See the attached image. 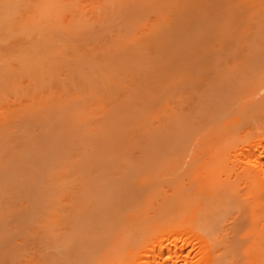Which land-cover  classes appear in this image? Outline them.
<instances>
[{"label": "bare ground", "instance_id": "6f19581e", "mask_svg": "<svg viewBox=\"0 0 264 264\" xmlns=\"http://www.w3.org/2000/svg\"><path fill=\"white\" fill-rule=\"evenodd\" d=\"M85 1H87V6H88V4L91 1L94 3V1H96V0H94V1L93 0H91V1L90 0H84V2ZM106 1L109 2L106 4L107 5L110 4V6L113 5V3L116 4L118 2L117 0H115V1L111 0V1H113L111 4L110 0H105V2ZM122 1H120V3ZM159 1L160 2L162 1L161 6L159 4L160 3ZM159 1H157L159 6H156L155 9L153 7L154 11H156L157 7L159 8L157 10L158 12H156L158 15L155 14L157 16V20H155V22L153 24H150V25L144 24V23H150V22H147V20L143 21V19L142 20H140L141 18L139 19V16L143 15L145 13V12L143 13V9H141L143 7L141 5L143 0L142 1L139 0L138 2L135 1L136 3L134 2L135 7L138 6V8H140V9L138 10L137 8H135L138 11L133 10L134 12L132 11L133 12L132 14L133 15H135V14L139 15L138 13L140 11L142 12V14L140 12V15L135 16V18L132 15L131 17H133V19L129 17V20L130 19L132 20L131 25L133 26V24H134V26H135V27H132V26L131 27L134 28L135 31H132V33H130V29L131 30H133V29L129 27L130 29L127 28V29H129L128 35L124 34L122 31H120V33L122 35L118 34L119 32L116 33L117 36L120 35V37L119 36L118 37H119V39L121 38V42L123 41L122 38L125 39V38H127L126 36H128V38H129V34H130V37L132 35L131 40L134 39V41H135L137 39L135 43H133V41H132V44H134L135 49H133V50L131 49V50H127V51L125 50L126 52L132 51V53L131 52L129 53V56H131V54H132V57L134 56V58L130 59L129 57L126 56L128 53L126 55H125V53H123L126 56L125 58H127V60L130 59V62L127 61L128 62L127 64H126V62H124V64H123V62H122L123 60L120 59L121 63L119 61H117V62H119V64H121V66L118 64V66H120L118 68V66L116 64L117 68H115L116 66L113 67V65L115 63L113 65L107 64L108 61L105 62V59L99 60L100 63H98V58L99 57L105 58V56H103L104 53H96L95 50L97 48H95V50H93L91 48V46L93 47V44H91L92 43L91 40L93 39V41H95L94 38L98 39V38H100V36H98V37H96V35L92 36V37L90 36L92 39H88L89 40V41H87L88 43L86 42L87 38H85V39L81 38V40L77 41L79 37H82L81 33H80L82 31L81 29H83V28L87 29L88 28V30H89L90 27L93 28V31L90 29L92 31V33H90L91 35L95 31L94 27H92V26L95 24L94 22H97L98 20H100L98 18H101L99 16V12H100L99 9L102 7V6H100V4L103 5L101 12H100L102 14V16L105 15V14H103V12H105V10H107V9H103V8H107L104 0L102 3L96 1L98 4L99 3L100 4L95 5V8H94V6H92L93 3L92 4L90 3V6H92V7L87 8L88 9L87 11H85V7H87V6L84 5V7H83V4L79 3L78 5L82 4V6L81 5L80 6L82 9L84 8L83 9V11H85L84 13L87 12V14H88V17H87L88 20L85 18L86 21H88V23L86 22L87 24H86V26H84V24H81L82 22L75 21L73 19L74 21L73 20L72 21L75 24H72L71 27L69 26L68 22L65 24L64 19H62L64 16V11H65L64 8L69 9L68 6L65 7L67 3L64 2V4H65L64 5L63 0H0V172L1 173L4 171L6 172L7 170H5V169H7L8 167H9V170H10V168H13V169H11V171H14L15 165L13 166V162H15V163L17 162V165H18L20 159L21 160L23 159V162H24V158L22 157L23 154L25 155L28 149H29L28 151L31 152L33 146H34V149L36 150V152L34 151V149L32 150V151H34L35 154L33 152H31L32 154H34L33 158L36 157V161L39 163L38 167H40V166L42 167V163H45V162H42L40 165V162H41L40 160H42L41 156L43 155L42 161H46L45 160L46 156L44 157V155L48 156V154H47L48 151L43 152L44 154L41 152L43 148H45V150H47V146L44 143L48 142L49 140L51 141V139H54L56 136V132L58 133V131H61L62 129L65 130L64 127H66L67 131H70L71 130L70 125L71 124L77 125L78 121L80 122V120H82L81 117H82V115L84 116V114L86 116L88 113L89 114L88 117H90V116L94 117V118H91L90 121H93L92 119H95V124L93 123L94 121L92 122L94 124V126H92L93 125L92 124L91 127H88V125L90 126V123L89 124L86 123L87 124L86 128L87 127L92 128V129H90L91 132L89 131V129L87 130L86 128L85 129L87 131L83 130V128H84L83 127L82 128V133H83L82 137L79 138L78 136H76L78 139L77 138H76L77 140L74 139L75 140L74 143L72 141H67V143L72 142L73 145L71 144L70 148L65 147V150H66V148L67 149H71L72 147L73 148L71 151L70 150L67 151V155L65 153V155L63 156L65 159L61 156L63 162L61 160L58 161L59 159H57V163H56V160L53 158L55 161L53 159L52 160L55 163V165H52L50 168V162L48 161L49 166L46 167L45 169L49 168V171L51 169L52 175H49V174L47 175L48 171L46 173L45 172L46 170L44 169L45 170L44 174L46 173V175H44V174H42V175L40 174V175L42 177L44 175L45 178H41L39 176L40 178L38 180H36V178L34 180L32 177H35L37 174H35L33 172V170L36 171V169H37L39 171L41 167L39 169H38V167L34 168L35 166H37V162L35 161L36 162L35 163L34 162L35 159L32 158L33 159L32 162H34V165H32V163L30 161L32 159H29L30 162L29 161L28 162L31 163V165H29V163H28V165L26 166V168L27 167L28 168L26 170L24 169L25 173H23L25 175V180L23 179L24 185H25V182H28V180L30 181V183H32L33 181L34 182L37 181V183H39L40 185L37 183H34V182L31 185L29 182H28V184L26 183V185H28L27 187H26V185L25 186L22 185V186H24V188L26 187V189L22 188L20 191L21 194H23L24 192L26 193L27 190L29 191V188H30V192L29 193L27 192V194L24 193L23 197H22V195H20V196L22 199L25 198L22 201H25V202L27 201V203H28V199H30V198L27 199L26 198L27 196L31 197L33 199L34 196L38 195L39 199L37 197V200H36V198L34 197L35 198L34 201H36V204H34V205L31 204L34 206V207L32 206L33 208L31 207V205L26 206L28 209L26 208L27 210H25V211L23 210L24 212L22 215L16 214L18 209H19V208H16V203H15L16 197L11 195V193H10L11 191H9L10 189L8 188L10 186L12 187V185H13L11 183L14 181L13 179H11L12 178L11 175L13 174V172H12V174L10 173L11 175L8 173L9 170H8V172H6L7 174H9L6 177V180L8 182H3L4 181L3 178L5 176L2 178V180L0 179V238L2 237L1 233L4 234L8 228H9V230L10 229L12 230V233H14L13 231H16V232L19 231V236L18 235L15 236L17 238L19 237L18 239L16 238L15 240H13V236H9L10 234L8 235V233L10 232L9 230H8L9 231L8 233H5L3 235L4 239L1 238L4 240V242H6V243L8 242V249L6 250L5 253H3V252L1 253V250H0V264H264V125L257 127L256 122H255V127H252L249 130L246 128V131L243 132L245 130L244 129L242 131L243 134L242 133L238 134V131H237L238 129L235 128L237 130H235V131L233 130V131L237 132V135H235L236 133L232 134V132H231V134L229 136H230V139L232 138L233 140L228 139V140H230L228 142H232V143L227 144V141H224L226 139L224 136L225 134L223 135L224 138L222 137V139H224V140H219L220 139V138H218L219 136H216V135H219V132L221 133L225 128L222 131H220V129H218L217 127H219V126L222 127L221 125L224 124L223 122L225 120L229 122V124H228V126H229L231 124V122L234 120H232V118H230L232 121L227 120L230 117L228 115V113H227L228 116L226 115L227 119L225 118V120H221L219 118V116L222 114L220 113L218 116L219 120H221V121H219L220 124L218 123V121H216L218 123V126L215 127V125L212 122H215V117H216L215 114H217V112H219L218 111L219 109L217 110L216 113L213 112L214 109L211 112L210 105H215L213 103H215L214 101H217V100H214L211 104H210V102L207 101L209 103V104H207L209 107L206 105V106H204L205 108H202V109L203 110L205 109L206 113L209 112V115L211 113L212 116L208 115L209 118L204 120V119H201L202 116L199 115L198 119H197L198 122L196 121L197 124L195 125L196 122L194 123V121L196 119H194L190 113L194 112L193 114H195V112H197V115H198V113H201V115H202V112H199V110H201L200 108L198 111H191L189 109L190 111H188V112H187V109H185L186 110L185 111L186 113H185L183 109L181 112H180V110H178L180 108L179 106H180L181 102H179L180 104H178L179 105L178 108L177 107H175V108L169 107V99L174 102L175 97L177 96L176 94L178 93L179 90L177 91V93L175 92L176 94L173 93V95L171 97H169L171 95V94H169V96H168L169 98H165V100L159 99V94H161L160 92H162L164 89L163 83L161 81H158L155 86H151V83L155 79L154 76L152 77V73L155 72L154 69H156V72H157L158 66H162V63H163L162 67H164V68H165V65H168V67H166L165 69L162 67L161 68L159 67L161 69V72L160 73L158 72V74H160V76L163 75V77H165V79H167V81L169 80V82H174V83H169V84H170V86H172L174 84L173 86L175 89V87L177 85V79L180 78V77H176V76H178L177 74H179L181 76V74L178 73L180 71L177 69V68H179V66L178 65H177L178 67L174 66L178 62V60H177V62H174L176 60L174 59V61H172L173 59L171 60V58H175L177 55L176 54L177 53L176 47L178 45H176V44L178 42H176V41L179 40V38H180L179 36L184 35V37L182 36L183 39L188 37L187 34L190 32V30H189L190 25H188V24H190L191 23L190 20L193 19L191 17V14H190L186 17L187 20H183L185 17L182 16V14L185 12V16H186V11L183 10L185 5L182 6L183 5L182 0H172L171 2H169V6H168V3H166V0H159ZM163 1H165V2H163ZM203 1L199 0V2H198V0H197L198 3L196 2L195 4L192 3L193 0L191 2V4H193V6H192L193 9L194 10L196 9L195 12L198 13V14L195 13L196 16L199 15V11L201 10L200 8H202V5L204 6L205 2H208L210 0H207V1L205 0L204 3H203ZM241 1L242 0H240V2ZM248 1H251V0H248ZM80 2H82V0ZM124 2H125V0H124ZM129 2L130 1H128V5H129ZM139 2L141 3L140 5L142 7L139 6ZM149 2H146V3H149ZM151 2L154 4V3H156V0H151ZM180 2H182L181 5H180ZM185 2H187V1L185 0ZM200 2L202 5L199 4ZM245 2H247V0ZM262 2H264V1H262ZM262 2H261V4H262ZM157 3H156V5H158ZM163 3L167 4L166 9H164L165 6H163V5H165V4H163ZM151 4L149 6H151ZM197 4H198V6L200 5L199 8H197L198 6L195 8V5H197ZM236 4H237V2H236ZM240 4L242 5L243 2H241ZM249 4L253 5V1H251ZM249 4H246V5H249ZM116 5H118V4H116ZM222 5H223V3H222ZM226 5L228 6L229 3H227ZM80 6H78V8H80ZM96 6H97V8H99L98 9L99 12L97 11ZM115 6L114 5L111 6V12L115 11L113 9H117V7H115ZM145 6L146 5H144V7ZM149 6H148V8L152 9V7H149ZM152 6H154V5H152ZM237 6H240V5L238 4ZM237 6H235V8ZM261 6H263L261 8H264V5H261ZM162 7H164V8H162ZM170 7H171V9H173L172 7H174V10H171L172 12L174 11L173 12L174 14L173 13L169 14L170 11L168 9H170ZM177 7H179V8H177ZM213 7H214V5H213ZM245 7H247V6H244V8ZM81 8H80L81 11L78 9L80 12H82ZM160 8H162V9H160ZM229 8H231V7H229ZM256 8L257 7H255V10H256ZM109 9H108V11L110 12ZM179 9L181 12H182V10L184 12L179 13L178 12ZM224 9H225V7H224ZM226 9H228V8H226ZM246 9H247V11L243 10L245 12H241V13H244V14L247 13L248 14L249 9H252V8H251V6H248V8H246ZM164 10L165 11L167 10V11L165 12ZM220 10H221V8H220ZM225 10L223 12H226ZM233 10H234V8H233ZM262 10L264 11V9H262ZM121 11H123V10H121ZM252 11H254V8ZM130 12H131V10H130ZM136 12H138V13H136ZM177 13L179 14V16ZM68 14L72 15L70 13H68ZM147 14H148V12H147ZM172 14H173L172 18H174V19H172L173 22L171 20V17L169 16ZM217 14H219V13L217 12ZM244 14H243V17L246 15V14L245 15ZM79 15L80 14L78 13L77 16H79ZM126 15H125V17H127ZM174 15H176L177 17L176 16L174 17ZM201 15H199V17ZM222 15L224 16V14H222ZM262 15H264V14H262ZM219 16H221V15L219 14ZM238 16H236V19H238L237 18ZM248 16H246L247 17L246 21L249 18ZM105 17L107 18L106 15H105ZM112 17H113V15L111 13V18ZM228 17H230V16H228ZM241 17H240V20H241ZM67 18L70 19L69 17H67ZM73 18L77 19L76 16H74ZM115 18L116 17H113V20ZM219 18H218V20H219ZM103 19H104V17H103ZM117 19H118V17H117ZM188 19H189L190 23L188 22ZM206 19H208V18H206ZM149 20H150V18L148 19V21ZM182 20L187 22V23L185 24V22H183ZM249 20H248V22H249ZM61 21H62L63 25L65 24L63 27L60 26ZM175 21H177V22H175ZM205 21L209 22L208 20H205ZM212 21H214V19ZM262 21H263V19H262ZM102 22H106V21L105 20L101 21V25H102ZM125 22H124V25L122 24L124 28H126L125 25L128 24V23L125 24ZM109 23H111V21H109ZM176 23H178V25ZM192 24H193V22L191 23V25ZM243 24H245V23H243ZM98 25H99V23H98ZM118 25H121V24H118ZM176 26H177V28H176ZM178 26H179V28H178ZM118 27H117V29L119 30L120 27L119 28ZM127 27H128V25H127ZM137 27H138V29H137ZM139 27L141 29L144 28L145 32L142 33V31L140 29L141 33L139 32L140 35L137 36L133 32L138 31ZM121 28H122V26H121ZM206 28L208 30V27H206ZM211 28H214V27H211ZM117 29H115V30H117ZM127 29L123 30V31L125 32V31H127ZM202 29L203 28H201V30ZM77 30L79 31L78 35H77L78 36L77 40L73 43L71 42V44H73V48L76 47L74 50L72 48L71 44L69 43V41H68V43L72 49L70 48L68 43L65 44L66 43L65 38H69V37L71 38L72 37V40H73V38L77 34ZM90 30L88 32H91ZM96 30H98V29H96ZM256 30H257V28H256ZM75 31H76V34L74 35ZM214 31H215V29H214ZM229 31H230V28H229ZM57 32H58L59 36H57ZM59 32H62L61 36H60ZM205 32H206V29H205ZM63 33H64V36H63ZM136 34H137V32H136ZM203 34H204V32H203ZM230 34H232V33H230ZM103 35H105V34H103ZM250 35L251 34H249V36ZM108 36L110 37V35H108ZM133 36L135 38H133ZM212 36H213V34H212ZM85 37H87V36H85ZM228 37H229V35H228ZM83 38H84V36H83ZM196 38H197V36H196ZM219 38H221V37H219ZM248 38H250V37H248ZM75 39H76V37L74 38V40ZM110 39L112 42L113 41L112 37H110ZM110 39H108V44L106 46L107 49L109 48L108 46L110 44V42H109ZM117 39L118 38H116L115 41H118ZM198 39L199 38H197V40H196L197 42H198ZM213 39L214 38L212 37V40ZM72 40H70V41H72ZM82 40H85V41H82ZM263 40L264 39H262V44H264ZM216 41H217V39H216ZM235 41L237 42L236 38H235ZM255 41H256V39H255ZM83 42H86V43H83ZM121 42H119V43H121ZM209 42H210V40H209ZM208 43H207V45H208ZM205 44H206V42H205ZM102 45L105 46L104 43ZM190 45H191V43H190ZM213 45H215V44H213ZM213 45H211V46H213ZM244 45H246V44H244ZM85 46H87V47L85 48ZM95 46H96V43H95ZM103 46H101V47H103ZM217 46H218V44H217ZM82 47H84V48H82ZM88 47H89V49H88ZM111 47H112V45H111ZM169 47H171V48H169ZM106 48L104 47L103 51L107 50ZM180 48H181V44H180L179 48H177V49H179V51H180ZM246 48H248V47H246ZM254 48L256 49L257 47H254ZM254 48H253V50H255ZM76 49L77 50L79 49V50L77 51ZM85 49H86V51H85L86 53L89 52L87 55L90 58H86L87 56L85 57L83 55V54L86 55V53H84V51H82ZM100 49L101 48H99L98 50H100ZM172 49L175 52L172 51ZM233 49H235V48H233ZM261 49H264V48H261ZM73 50L76 52H74ZM80 50L82 52H80ZM90 50L92 52H90ZM98 50H97V52H98ZM151 50H155L157 52L158 58L155 59L154 57H151V52H152ZM223 50H224V48H223ZM249 50H248L249 53L253 51V50L251 51V49H249ZM70 51H71V53H70ZM182 51L183 50L181 49V51L178 52V54L181 53ZM93 52L95 53V55H97V57L98 56L99 57L97 58ZM172 52H174L176 55ZM197 52H198V50H197ZM74 53L76 55L78 54L77 57L79 56L78 57L79 59H77L76 55H73ZM107 53H108V50H107ZM188 53H190V52H188ZM194 53H195V50H194ZM227 53H229V51L226 52V55H227ZM222 54H224V53H222ZM80 55L81 56L83 55L85 57V60L87 59L88 61H85V60L82 61L83 59L81 61H79L80 57H81ZM179 55H177L176 59H180V58H178ZM186 55H189V54H186ZM226 55L224 54V56H226ZM241 55H244V54H241ZM83 56H82V58H84ZM93 56L97 58V60H95L93 58V60H95L94 64L98 63L95 66H94V64H92L93 61L91 62V58ZM154 56H156V55H154ZM195 56H197V55H195ZM235 56L236 55L234 54V57ZM251 56H252V54H251ZM74 57L78 60V62L77 61L76 62L69 61V60H71V58L73 60ZM122 57H124V56H122ZM180 57H181V55H180ZM249 57H248V60H249ZM260 57H262V55ZM68 58H70V59H68ZM75 58H74V60H76ZM106 58L108 59L107 56H106ZM183 58H186V57H183ZM228 58H230V57L228 56ZM232 58H233V56H232ZM245 59H246V57H245ZM103 61H104V63H102ZM124 61H126V60H124ZM183 61H184V59H183ZM244 61L245 60H243V62ZM250 61L251 60H249V62ZM85 62H88V64ZM138 62L142 63V65L140 64V66H139ZM209 62H211V60ZM210 64H208V65H210ZM212 64H216V63H212ZM223 64H224V62H223ZM170 65H173V66H170ZM180 65H182V64H180ZM245 65H247V64H245ZM248 65H249V63H248ZM258 65H259V63H258ZM221 66H222V64H221ZM112 67H113V69H111ZM174 67L175 68L177 67L176 68L177 70ZM171 68L173 70L175 69L176 71L175 70L173 71ZM162 69H164V70H162ZM234 69H231V70L233 71ZM137 70H138V73H136ZM249 70H250V68H249ZM263 70H264V68L261 69L262 72H260L258 70L261 74L259 73L260 75L257 77L259 80H257L258 83L256 85L259 86L258 88L260 90L264 89V71ZM162 71H166L165 73L168 74L169 78H167L168 76L166 77L165 73L162 74ZM181 71H182V69H181ZM197 71H200V70L197 69ZM205 71H204V73L207 74V72H205ZM208 71H209V69H208ZM237 71H239V69ZM237 71H235V72L237 73ZM168 72H170V73H168ZM172 72L173 73L175 72L176 74L175 73L173 74ZM223 72H225V70ZM192 73H195V72H192ZM227 73H230V71L229 72L227 71ZM233 73H234V71H233ZM137 74L140 75L138 80L143 82V83H141V85L138 83L140 85V87L137 86L138 85L137 84L136 86L138 88L136 87L137 89H135L134 88V82L136 81V79L138 77ZM252 74H254V69L252 71ZM255 74L257 75V73H255ZM153 75H155V74H153ZM194 76L192 75V77H194ZM229 76H231V74ZM68 77H71L72 81H71V79H68ZM155 77H156V75H155ZM247 77L249 78V76H247ZM141 78H143V80ZM197 78H198V80L200 79L199 77H197ZM227 78H229V77H227ZM236 78H237V75H236ZM147 79H149V83H148V81L146 82ZM67 80L70 81V82L68 81L69 84H67ZM164 81L166 82V80H164ZM188 81H189V79H188ZM190 81H191V78H190ZM195 81H197V80H195ZM195 81L193 80L194 85L192 84L193 85L192 88L196 86ZM243 81H244V79H243ZM240 82L242 83V80H240ZM204 83H207V80H206V82L204 81ZM204 83H201V84H204ZM246 83H247V81H246ZM209 84H210V82H209ZM179 85H181V83ZM239 85H241V84H239ZM206 86H207V84H206ZM206 86H204V87L206 88ZM257 86H255V87H257ZM158 87H160V88L158 89ZM165 89H166V87H165ZM253 90H254V88H253ZM135 91H140V93H143V96L140 94V96L142 98L140 96L137 97L139 95V93L136 94ZM248 92H250V91H248ZM188 93H189V90H188ZM148 95L149 96L153 95L154 97H152V98L157 99V100L154 99L155 101L152 104L153 106H151V108L147 107L146 104L144 103V100H143V97L148 96ZM197 95H198V93H197ZM149 96H148V98H149ZM202 96H203V94L201 95V97H199V100L201 102H203V100H201ZM222 97H224V96H222ZM239 97H241V96H239ZM137 98H141V99L139 100ZM134 99L138 100V102H135ZM237 100H238V98H237ZM186 102H187V100H186ZM172 103H171V106H174L177 102L174 103V105ZM196 103H197V101H196ZM198 103H200V102H198ZM232 103H234V102H232ZM136 105L139 108V109L137 108L138 111H140V112L136 111V114H134L135 113L134 106L136 107ZM203 105H204V103H203ZM229 105H230V103H229ZM219 107H221L220 108V111H221L223 109L222 108L223 106H219ZM219 107L216 106L215 109H217ZM111 108H114L115 111L117 110L116 112H120L121 109L122 110L128 109L129 111L127 110L126 115L128 114V112L130 113V115L134 112L133 113L134 116H132L133 115L132 114L131 115L132 117L130 116V119L131 118L133 119V117H135V115H136V117H138L139 114L141 115V113L142 114L146 113V115L150 119L147 118V116L145 118L148 119L149 122L152 118V120H154L153 124H155L154 122H155V118H156L157 125L156 126L154 125L155 129H152L153 128V124L151 125L152 120L150 123L147 122L148 120H146V122L148 123L147 125H150L152 127L150 129H148L149 126H147V129L149 131L147 130V131H145V133H143V135L144 134H147V136L149 135L146 140L144 139L145 142L147 141L146 146H148V144L150 143L148 140L150 138L154 137L153 136L154 134L152 135V133L155 130V131H157V132H155L157 138H158V136L159 137L162 136V137L166 138V135H167V137H169V140L171 141V143L173 145L175 144V142L177 143L174 146L171 144L170 147L171 148L174 147V148H176V150H181V148H179L177 145L179 144L178 143L180 141L179 139H181L182 136L188 140V138L186 136H189L190 133H192V136L195 137V136H197V134L199 132L203 133V130L204 129L206 130L207 126H209L212 123L213 127H211V129L209 128L208 131L206 130V132L208 134L203 133L207 136H205V135L203 136V134H202L200 136V138L206 137L205 140H203V138L201 139L204 143H206V139H210L208 136H210V134L212 133L210 136V137H212L211 140L218 138L219 147L217 148V145L215 144L216 150L214 149V151L213 150L210 151V154L208 152L209 150L208 151L205 150L206 152H208V157H205L206 154L204 155L202 153L201 145L199 148V146H197L198 145L197 143L195 144L196 145L195 148L198 147L197 150L199 149L200 153H196L195 155H193V153H192L193 156L188 155V152H187L189 150L188 149L189 147H187L188 145L182 146V148H184L186 150L183 149V152L184 151L185 152L183 154H181L182 153V151H181V153L179 155H178V151H177V153H176L177 156H175V154H174V152H176V151L175 150H174V152L172 151V149H174V148L170 149V151L173 153H172V155H171V153L170 154L168 153V154H169V156H171L172 158L174 157V158L171 161L172 158L168 156V159H169V162H167L168 165H170V167H171V163L173 161L175 162L177 160L176 162H181V165H183V163H186V165H188L187 166L188 168H186V169H188V170L186 171L187 175H183L185 173L181 172L182 176H181V174L179 175L178 173L176 174L175 172H170L169 175H171V173H172L174 175V177H171L168 179V181L170 183H168V181H166V179H165V182L163 181L165 183V185H164V183L162 185H160L159 184L160 180L155 181L154 179H152L153 175H155V176L158 175L157 174V173H159L158 168L160 169V167H158L157 169L154 170V171L157 170V173H156L157 175L152 172V177L150 179H148L149 177L145 175V172L149 169V166H146L148 168L146 170V168L144 167V165H146V164H143V163L140 165L139 169L137 168L138 172H139V170L140 171L146 170L145 172L141 171L140 172L141 175L137 174L136 172H135L136 175H134V173L130 174V172L132 170L130 172H128L130 175L129 174L126 175L127 174L126 173L127 168L129 167V165L131 166L132 163L129 162V165H128L127 164L128 161L127 162H125V160H124V162H123V160L121 161V159H120L121 157L116 158L115 160L111 158L113 161V162H111L110 159L107 160V155H105V154H104V156L106 157L105 161H107V162H103V161L100 162L99 160L104 159V157L99 158L98 156H96L95 152H98V151H95V149H93V148H96V145H93V148L91 147L92 145H90L92 143H95V141L94 142L91 141L90 144L88 143L89 142L88 136H90V135L92 136V134H93V137L95 134H97V135H95V137L99 136L98 133H100V135H102L103 132L105 133V135L107 134L108 136H109L108 133H111V135L114 137H115V135L116 136L118 135V133H117L118 131L115 132V130H116L115 128H118L117 125H118V122H120V119L117 116L118 120H119V121H117V124L115 123V125L117 127L114 124L112 126L111 122L114 123L112 121L114 117H110L111 115H109L112 112V111H110V110H112ZM115 108H117V109H115ZM192 108H193V105H192ZM197 108H198V105H195L193 110H197ZM175 109L178 111H176ZM245 109H246V107H245ZM245 109H244V111H245ZM124 110L120 113V115L126 111V110L125 111ZM203 110H201V111H203ZM115 111L113 112V114L116 113ZM214 111H216V110H214ZM230 112H232V111H230ZM153 113L156 116L157 115L161 116V114H162V116L161 117L159 116L160 118L157 116L158 117L157 118ZM188 114H190V115H188ZM117 115H118V113H117ZM123 115H125V114H123ZM151 115H152V117H150ZM197 115H194V116L197 117ZM113 116H115V115H113ZM127 116H129V115H127ZM136 117H135V119H136ZM143 117H144V115H143ZM143 117H142V119L144 120ZM204 117H206V116H204ZM231 117H232V115H231ZM192 118L194 119V121H192L193 120ZM86 119H87V116H86ZM124 119H125V117H124ZM72 120H74V122H72ZM84 120L85 119L83 117L82 121L87 122V120H85V121ZM114 120H115V118H114ZM212 120H214V121H212ZM82 121H81V123L83 124ZM129 121L131 122V120H129ZM133 121H134V119H133ZM226 121H225L224 125L227 124ZM13 122H16V123H13ZM11 123H13L14 125H10ZM67 123H69V125ZM234 123H235V121H234ZM241 123H242V121H241ZM61 124H63L62 126H64V127L60 126L59 127L60 129L62 127V129L60 130L58 128V126ZM66 124L69 126L68 128H70V130H68ZM110 124H111V126H110ZM78 125H79V123H78ZM120 125H121V123H120ZM245 125H247V124H245ZM74 126H73V128H74ZM133 126H134V128L136 127V125H134V123H133ZM157 126H158V129L156 128ZM191 126H193L192 129H191ZM231 126H234V124L232 123L230 125V127ZM242 126H244V125H242ZM105 127L107 130L104 129ZM225 127H227V125ZM230 127H227L226 132H230L229 130H232ZM41 128H43L42 129L43 131L41 130ZM57 128H58V130H57ZM139 128H140V126H139ZM139 128H138V130H136V128H135L134 131L132 130L129 133H127V136L129 135L128 139H127L128 140L127 141L128 146H129L128 142H131L132 139L134 138V136H136V135L138 136V134L136 132L139 131ZM213 128H215V129H213ZM228 128H230V129H228ZM232 128L234 129V127H232ZM77 129H80V128L78 127ZM45 130L49 133L47 134ZM80 130H79V133H77V135L81 134ZM127 130H129V129H127ZM218 130H219V132H218ZM36 131L42 132V133H38L39 135H41L40 136L41 138L38 137L39 138L38 142H40V143L37 142V144L34 143L37 141V140L35 141V138L38 135ZM159 131L161 133L163 132L164 134L163 133L160 134ZM239 131H240V129H239ZM181 132H183L184 135H183V133L181 134ZM63 133H65V131H62V136L64 135ZM58 134H61V133H58ZM194 134H195V136H194ZM65 135H66V133H65ZM67 135H68V133H67ZM179 135H180V138L178 139ZM214 135L216 137L213 138ZM232 135L234 137H231ZM59 136H60L59 138L61 139V135H59ZM91 136L89 138H91ZM108 136H106V138ZM73 137H75V136H73ZM184 138H182L181 141H183ZM63 140H65V139H63ZM110 140L111 139H109V141ZM177 140H178V142H177ZM192 140L194 141V138ZM211 140H209L210 146H211V144L213 145L215 142H217V141H215V142L211 143L212 142ZM116 141L117 140H115V142ZM161 141H163V139ZM170 141H168V143ZM220 141H222V142H220ZM51 142L50 143L48 142L49 144L48 143H46V144L49 145V147L51 145L55 146V144H52L54 141L52 143ZM115 142H113V143H115ZM159 142H158V144L162 146L160 148H163V145L160 144ZM186 142L188 144V141H185L184 143L186 144ZM54 143H57V142H54ZM120 143L122 144L123 141ZM31 144H32V146H31ZM69 144L68 145L65 144V145H63V147L69 146ZM116 144H114V145H116L118 147L120 146V144H118V143H116ZM123 144H126V143H123ZM166 144H167V140H166ZM38 145L40 147H38ZM104 145H105V143H104ZM182 145H183V143H182ZM60 146L62 147V145H60ZM100 146H99V148H100ZM128 146H127V149H128ZM165 146H167V145H164V147ZM176 146L179 149H177ZM49 147H48V149H50ZM145 147H143V149H145ZM40 148H41V150H39ZM165 148H164L163 152H165V150H168V148L167 149H165ZM193 148H194V146H193ZM56 149H58V148L56 147ZM100 149H102V148H100ZM121 149H123L122 146H121ZM127 149H125V150H127ZM61 150H62V148H61ZM65 150H64V152H65ZM149 150H151V149H149ZM103 151L104 150H102L101 151L102 153H100V154H103ZM64 152H60V153H64ZM127 152H128V150H127ZM28 154L31 155L30 153H28ZM73 154L75 156H73ZM15 155L18 158L12 160V158H15ZM35 155H37V156H35ZM167 155H166V158H167ZM50 156L52 157V155H50ZM147 156H150V155H147ZM186 156L189 157V161L188 160L186 161V158H185ZM204 157H205V160H207V161H204V159H203ZM30 158H31V156H30ZM38 158H40V159H38ZM74 158H77L76 162H75V160H73ZM122 158H126V157L123 155ZM145 159L148 160L147 157ZM151 159H153V158H151ZM179 159H180V161H178ZM201 159H203V160H201ZM47 160H49V159H47ZM149 160H148V162H149ZM203 161L206 163H204ZM202 162L204 163L205 167L208 166L207 169H204L205 167L203 168V166H201ZM46 163H47V161H46ZM117 163H118V167L121 170H120V172L118 171L119 172L118 175L112 176L111 175L112 172H108V170H111V168H109V167L111 166L113 168H116ZM206 164H208V165H206ZM176 165H177V167H178V165H179V167L181 166L180 163H176ZM43 166H46V165H43ZM23 168H25V167H23ZM129 168H131V167H129ZM30 169L33 173L31 171H29ZM161 169H162V167H161ZM41 170H43V169H41ZM149 170H151V169H149ZM28 171H29V173H28ZM159 171H161V170H159ZM181 171H182V169H181ZM41 172L43 173V171H41ZM1 173H0V175H1ZM4 173H3V175H4ZM26 173H28L30 175L33 174L35 176H32L29 178V177H26V175H28ZM50 174H51V171H50ZM112 174H114V173H112ZM148 175H150V174H148ZM9 176H11V177H9ZM48 176L49 177L51 176L52 178L51 177L49 178ZM111 176H112V179L110 178ZM177 176L178 177L180 176L181 178H177ZM0 177H2V176H0ZM40 179H42V181ZM43 180H44V182H43ZM49 182H50V184H49ZM2 183L4 186L1 185ZM8 183L9 184L11 183V185H8ZM6 184L8 185V187H7L8 189L5 187ZM155 184H157V185H155ZM35 185H37L38 188L40 187L39 188L40 190L37 188V192L40 191V193L39 192L34 193V194L32 193L35 190L33 189V191H32L31 188H32V186H35ZM52 185L56 186V189ZM159 185L162 186V188H159L160 187ZM148 186H149L150 190H146V188ZM3 188H4V190H3ZM14 189H15V187H14ZM22 190H26V191H22ZM49 190L52 192H50ZM6 191H8L9 194H8V192L6 193ZM5 194L12 196V197L9 198V196L6 195L8 198L6 196H5L6 197L5 198L4 197ZM50 194H51V196H50ZM32 203H33V201H32ZM22 209H24V208H22ZM20 214H21V212H20ZM16 234H18V232ZM5 235H6V237H5ZM11 235H13V234H11ZM4 242H3V244H5ZM0 243H1V241H0Z\"/></svg>", "mask_w": 264, "mask_h": 264}, {"label": "rangeland", "instance_id": "374dc122", "mask_svg": "<svg viewBox=\"0 0 264 264\" xmlns=\"http://www.w3.org/2000/svg\"><path fill=\"white\" fill-rule=\"evenodd\" d=\"M81 0H63V4H64V2L65 3H67L66 4V6L65 7H67L68 6V8L69 9H67V8H64L65 9V11H64V16H63V18L62 19H64V23L66 24L67 22H68V24H69V26L71 27V25L72 24H75L73 21L75 20V21H79V22H82L81 24H84V26H86V24L88 23V21H86V19L88 20V14H87V12L86 13H84L85 11H87L88 9L87 8H90V7H92V6H94V8H95V5H99L100 3H102L103 2V0H96L97 2H100L99 4L96 2V1H94V3L91 1L90 3L92 4V6H90V3L88 4V6H87V1H85L84 2V0H82V2H80ZM113 1H115V0H113ZM113 1H111L110 0V2H111V4H112V2ZM118 2L116 3V4H118V5H116L115 3H113V5L115 6V7H117V9H113V10H115L114 12L112 11L111 12V6H113V5H111L110 6V4H106V3H109V2H105V0H104V2H105V5L107 6V8H103V9H107V10H105V12H103V14H105L106 16H107V18L109 19H107L106 17H105V15L104 16H102V14L100 13L101 12V9H102V7H103V5H101L100 4V6H102L100 9L99 8H97V6H96V8H97V11H98V9H99V16L103 19V17H104V19L102 20L101 18H98V19H100V20H98L97 22H94L95 24L92 26V27H94V29H95V31L93 32V34L91 35L90 33H92V31H93V28H91L90 27V29L92 30H90L91 32H88L89 30H88V28L87 29H85V28H83V29H81L82 31L80 32L81 33V36L82 37H79L78 38V40H77V35H78V30H77V34H76V31L74 32V35H75V37H76V39L74 40V38H73V40H72V37L70 38H65L66 40H65V44H67L68 43V41H69V43L71 44V42L73 43V42H75L76 40L77 41H79V40H81V38L82 39H85V38H87V40H86V42L87 41H89L88 39H92L91 37L92 36H95L96 35V37H98V36H100V38H94L95 39V41H93V39L91 40V44H93V47L91 46V48L93 49V50H95V48H97L95 51H96V53H104V55L103 56H105V58L103 57V58H100L99 56V58L97 57V55H95V53H94V55L98 58V63H100V61L99 60H101V59H105V62H107V64H114L113 65V67H115L116 66V64H117V66H118V64H119V62L121 61V60H123L122 62H123V64H124V62H126V64L128 63V62H130V59L131 58H134V56L132 57V54H131V56H129V53L131 52L132 53V51H128V52H126L127 50H133V49H135V46H134V44H132V41H133V43H135L136 42V40L134 41V39L133 40H131L132 39V35H131V37H130V34H129V38H128V36H126V35H128V33H129V29L130 28H132V27H135L134 26V24H133V26L131 25L132 24V20L130 19L129 20V17L130 18H132L133 19V17L135 18V16H139L140 15V12L138 13V12H136V13H138L139 15H137V14H135V15H133L132 13L134 12L133 10H139L140 8H138V6L137 7H135V3L136 2H138L139 0H125V2H124V0L122 1V0H117ZM120 1H122L121 3H120ZM128 1H130L129 2V5H128ZM136 1V2H135ZM140 1H142V0H140ZM151 2V0H143V2H142V4L139 2V6L140 7H142L141 9H143V15H140L139 16V19L140 20H142L143 19V21H145V20H147V22H150V23H144V24H153L154 22H155V20H157V16L155 15V14H157L156 12H158L157 10L159 9L158 7H157V9H156V11H154V9L156 8V6H159V4H160V6H161V3H162V1L160 2L159 0H156V3H157V1H159L160 3L158 4V5H156V3H150ZM172 0H166V3H168V6H169V2H171ZM187 2H185V0L183 1L182 0V2H183V5L182 6H184L185 5V7H184V9L183 10H185L186 11V16H185V12L182 10V12H184L183 14H182V16H184L185 18L183 19V20H187V16L188 15H190L191 14V17L193 18V19H191L190 20V22L192 23L193 22V24L191 25V23L189 22V19H188V22L190 23V24H188V25H190V32L187 34V38H182V36L184 37V35H181V36H179L180 38H179V40H177L176 42H178L176 45H178L177 47H176V50H177V55H181V57H180V55L178 56V58H180V59H176L177 58V55L174 53L175 51L172 49V51H174V52H172V53H174L175 55H176V57L175 58H171V60L172 61H174V59L176 60V61H174V62H177V60H178V64L176 63L174 66H179V68H177L178 70H180L178 73H180L181 74V76L179 75V74H177L178 76H176V77H180V78H178L177 79V85H176V87H175V89H174V84L172 85V86H170V84L169 83H174V82H169V80L167 81V79H165V77H163V75L162 76H160V74H158V72L160 73L161 72V67L163 66V63H162V66H158V70H157V72H156V69H154V71L155 72H153L152 73V77L154 76V81L151 83V86H155L156 84H157V82L158 81H161L162 83H163V91L162 92H160L161 94H159V99L160 100H165V98H169V97H171L172 95H173V93H177V91H178V93L175 95L176 97H175V101L173 102V101H171L170 99H169V107H173V108H175V107H177L178 108V104H180L179 102H181V104H180V108L178 109V110H180V112L182 111V109L184 110V112L186 111L185 109H187V112L188 111H198L199 110V108L201 109V110H203L202 108H205L204 106H206L207 104H209L208 102H210V104L214 101V100H217V101H214L215 103H213V104H215L217 107H219V106H223L222 108V110L220 111V108L221 107H219V108H217V109H215V105H210V107H211V112H212V110L214 109V110H216V111H214L213 110V112H217V110L219 111V112H217V114H215V122H212L214 125H215V127L216 126H218V123H219V121H221V120H225V118L229 115L230 117H229V119H227V120H231L230 118H232V120H234L235 121V123H234V121H232L231 122V124L233 123L234 124V126H231L230 127V125L228 126V124H229V122L228 121H226V125H227V127H230L232 130H229L230 132H226V130H227V127H225L226 125H224L225 124V121L223 122L224 124V126L223 125H221L222 127H217L218 129H220V131H222L224 128V130L220 133L219 132V130H218V132H219V135H216V136H219L218 138H220L219 140H224V139H222V137L224 138V136H225V138L227 139H225L224 141H227V144H229V143H232V142H228V141H230L231 139H230V134H231V132H232V134H234V133H236L235 135H237V132H234L235 130H237L238 131V134L240 133H242L243 134V132H245L246 131V128L249 130L250 128H252V127H255V122H256V126L258 127V126H261V125H264V89H262V90H260L258 87L259 86H257L256 84L258 83V81L257 80H259L257 77L261 74L260 72H262L261 71V69L262 68H264V49H261V48H264V44H262V39H264V15H262V14H264V11L262 10V9H264V8H261V7H263V6H261V5H264L263 3L264 2H262V1H264V0H251V1H253V5H250L249 3L251 2V1H248L247 0V2H245L246 0H242L241 2H243V4L241 5L240 3V0H210V1H208V2H205V5L203 6L202 4H201V2L199 3V4H201L202 5V8H200L201 10L199 11V15H201L202 13V17L200 16L199 17V15L198 16H196V14L195 13H197V12H195L196 11V9L194 10L193 9V4H195L196 2H197V0H193V2H192V0H186ZM203 1V0H202ZM205 1V0H204ZM204 1H203V3H204ZM207 1V0H206ZM75 2V3H74ZM135 2V3H134ZM146 2H149L150 4H151V6H149L150 4L149 3H146ZM163 2H165V1H163ZM182 2H180V5L182 4ZM191 2L193 3V4H191ZM198 2H199V0H198ZM197 2V3H198ZM211 2V3H210ZM226 2V3H225ZM236 2H237V4H236ZM261 2H262V4H261ZM74 3V4H73ZM79 3H82L83 4V7H84V5H86L87 7H85V11H83V9L81 8V6H82V4H80V5H78ZM96 3V4H95ZM120 3V4H119ZM144 3V4H143ZM166 3H163V4H165V5H163V6H165V8L164 7H162V8H164V9H166ZM213 3V4H212ZM221 3V4H220ZM222 3H223V5H222ZM227 3H229V5L227 6L226 4ZM142 6H141V5ZM149 4V5H148ZM187 4V5H186ZM240 5V6H237V5ZM246 4H249V5H246ZM261 4V5H260ZM65 5V4H64ZM144 5H146L145 7H144ZM152 5H154V6H152ZM213 5H214V7H213ZM232 5V6H231ZM237 6L236 8H235V6ZM247 6V7H245L244 8V6ZM78 6H80V8L82 9V12H80L81 10H80V8H78ZM148 6L149 7H152V9H150V8H148ZM198 6V4L197 5H195V8ZM200 6V5H199ZM199 6L197 7V8H199ZM243 6V7H242ZM248 6H251V8L252 9H249V12H248V14L247 13H241V12H245V11H247V9L246 8H248ZM257 7L256 8V10H255V7ZM124 7V8H123ZM130 7V8H129ZM153 7H154V9H153ZM180 7V6H179ZM179 7H177V8H179ZM224 7H225V9L226 8H228V9H224ZM229 7H231V8H229ZM110 8V9H109ZM113 8V7H112ZM123 8V9H122ZM131 10V12H130V10ZM135 8H137V9H135ZM146 8V9H145ZM162 8H160V9H162ZM173 9H171V7H170V9H168L169 11V14H171V13H173L171 10H174V7H172ZM182 8V7H181ZM215 8V9H214ZM220 8H221V10H220ZM233 8H234V10H233ZM253 8H254V11H252L253 10ZM259 8V9H258ZM261 8V9H260ZM80 11H79V10ZM108 9L110 10V12L108 11ZM149 9V10H148ZM176 9V8H175ZM237 9V10H236ZM240 9V10H239ZM121 10H123V11H121ZM125 10V11H124ZM137 10V11H138ZM145 10V11H144ZM198 10V9H197ZM214 10V11H213ZM226 11V12H223V11ZM228 10V11H227ZM243 10H245V11H243ZM104 11V10H103ZM108 11V12H107ZM133 11V12H132ZM165 11V10H164ZM167 11V10H166ZM165 11V12H166ZM188 11V12H187ZM204 11V12H203ZM221 15V16H219V14H217V12ZM222 11V12H221ZM238 11V12H237ZM66 12V13H65ZM73 12V13H72ZM147 12H148V14H147ZM153 12V13H152ZM178 12L179 13H182L181 11H180V9L178 10ZM191 12V13H190ZM216 12V13H215ZM221 12V13H220ZM240 12V13H239ZM252 12V13H251ZM262 12V13H261ZM68 13H70V14H72V15H69ZM80 14L79 16H77V14ZM108 13V14H107ZM111 13H112V15H113V17H116L114 20H113V17L111 18ZM176 13V12H175ZM226 13V14H225ZM69 16H68V15ZM74 14V15H73ZM86 14V15H85ZM101 14V15H100ZM127 14V15H126ZM141 14H142V12H141ZM174 14V13H173ZM173 14L172 15H169L170 17H171V20L172 19H174V18H172V16H173ZM178 14V13H177ZM176 14V15H177ZM195 14V15H194ZM198 14V13H197ZM217 14V15H216ZM222 14H224V16L222 15ZM239 16H238V15ZM243 14L245 15L244 17H243ZM250 14V15H249ZM115 15V16H114ZM125 15L127 16V17H125ZM130 15V16H129ZM133 15V17H131ZM148 15V16H147ZM158 15V14H157ZM176 15H174V17L176 16ZM193 15V16H192ZM205 17H204V16ZM226 15V16H225ZM249 15V16H248ZM252 15V16H251ZM71 16V17H70ZM74 16H76L77 17V19L76 18H73ZM124 16V17H123ZM143 16V17H142ZM156 16V17H155ZM178 16H179V14H178ZM181 16V15H180ZM213 16V17H212ZM228 16H230V17H228ZM236 16H238L237 18L239 19H236ZM244 18H242V17ZM246 16H248L249 18H248V20H249V22H248V20L246 21V19H247V17ZM251 16V17H250ZM67 17H69L70 19H68ZM117 17H118V19H117ZM155 17V18H154ZM177 17V16H176ZM198 17V18H197ZM212 17V18H211ZM220 17V18H219ZM223 17V18H222ZM240 17H241V20H240ZM79 18V19H78ZM86 18V19H85ZM150 18V20L148 21V19ZM180 18V17H179ZM205 18V19H204ZM206 18H208V19H206ZM218 18H219V20H218ZM74 19V20H73ZM81 19V20H80ZM111 19V20H110ZM202 19V20H201ZM204 19V20H203ZM214 19V21H212ZM262 19H263V21H262ZM73 20V21H72ZM83 20V21H82ZM97 20V19H96ZM106 21V22H102V25H101V21ZM182 20V21H183ZM205 20H208L209 22H207V21H205ZM211 20V21H210ZM244 20V21H243ZM85 21V22H84ZM109 21H111V23H109ZM126 21V22H125ZM128 21V22H127ZM181 21V20H180ZM231 21V22H230ZM233 21V22H232ZM239 21V22H238ZM246 21V22H245ZM87 22V23H86ZM124 22H125V24L126 23H128V24H126L125 26H126V28H124L123 27V25H124ZM131 22V23H130ZM172 22H173V20H172ZM175 22H177V21H175ZM174 22V23H175ZM179 22V21H178ZM183 22H185V21H183ZM204 22V23H203ZM230 22V23H229ZM245 23V24H243V23ZM61 23V27H63L64 25H63V23H62V21L60 22ZM98 23H99V25H98ZM105 23V24H104ZM130 23V24H129ZM187 22H185V24H186ZM212 23V24H211ZM225 23V24H224ZM114 24V25H113ZM118 24H121V25H118ZM123 24V25H122ZM177 25H178V23H176ZM211 24V25H210ZM215 24V25H214ZM247 24V25H246ZM251 24V25H250ZM120 27V29L118 30L117 29V27L118 26ZM127 25H128V27H127ZM130 25V26H129ZM173 25V24H172ZM213 25V26H212ZM88 26V25H87ZM101 26V27H100ZM121 26H122V28H121ZM132 26V27H131ZM137 26V25H136ZM187 26V25H186ZM116 27V28H115ZM118 27V28H119ZM130 27V28H129ZM189 27V26H188ZM192 27V28H191ZM206 27H208V30H207V28ZM211 27H214V28H211ZM232 27V28H231ZM242 27V28H241ZM101 28V29H100ZM114 28V29H113ZM127 28H129V29H127ZM176 28H177V26H176ZM178 28H179V26H178ZM201 28H203L202 30H201ZM218 28V29H217ZM229 28H230V31H229ZM234 28V29H233ZM256 28H257V30H256ZM96 29H98V30H96ZM115 29H117V30H115ZM127 29V31H123V30H126ZM133 30H131L130 29V33H132V31H135L134 30V28H132ZM137 29H138V27H137ZM140 27H139V30L138 31H136L137 32V34H136V32H133V33H135V35H140V33H141V31H142V33H144L145 31H144V28H142L141 29V31H140ZM205 29H206V32H205ZM214 29H215V31H214ZM244 29V30H243ZM100 30V31H99ZM237 30V31H236ZM58 31V30H57ZM60 31V30H59ZM86 31V32H85ZM114 31V32H113ZM116 31V32H115ZM120 31H122L124 34H126L125 36L127 37V38H122L123 39V41L121 42V38L119 39V37H120V35H116V33H118V34H121L120 33ZM185 31V30H184ZM188 31V30H187ZM204 32V34H203V32ZM209 31V32H208ZM212 31V32H211ZM229 31V32H228ZM233 31V32H232ZM256 31V32H255ZM96 32V33H95ZM108 32V33H107ZM112 32V33H111ZM140 32V33H139ZM216 32V33H215ZM246 32V33H245ZM60 33V36H61V34H62V32H59ZM79 33V34H80ZM88 35H87V34ZM95 33V34H94ZM195 33V34H194ZM230 33H232V34H230ZM234 33V34H233ZM99 34V35H98ZM102 34V35H101ZM103 34H105V35H103ZM113 34V35H112ZM211 34V35H210ZM212 34H213V36H212ZM240 34V35H239ZM249 34H251L250 36H249ZM73 35V36H74ZM108 35H110V37H112V42H111V39H110V37L108 36ZM122 35V34H121ZM186 35V34H185ZM194 35V36H193ZM228 35H229V37H228ZM253 35V36H252ZM57 36H59L58 35V32H57ZM63 36H64V33H63ZM62 36V37H63ZM83 36H84V38H83ZM85 36H87V37H85ZM91 36V37H90ZM124 36V35H123ZM136 36V37H137ZM176 36V35H175ZM196 36H197V38H199L198 39V42L196 41L197 40V38H196ZM208 36V37H207ZM234 36V37H233ZM261 36V37H260ZM61 37V38H62ZM109 37V38H108ZM203 37V38H202ZM210 37V38H209ZM212 37L214 38L213 40H212ZM218 37V38H217ZM219 37H221V38H219ZM228 37V38H227ZM241 39H240V38ZM248 37H250V38H248ZM60 38V39H61ZM110 39V44H109V48L111 49H107L106 48V46H107V44H108V39ZM115 38V39H114ZM116 38H118L117 40L118 41H115L116 40ZM133 38H135L134 36H133ZM235 38H236V40H237V42L235 41ZM244 38V39H243ZM262 38V39H261ZM69 39V40H68ZM97 39V40H96ZM140 39V38H139ZM178 39V38H177ZM216 39H217V41L219 42H217L216 41ZM250 39V40H249ZM255 39H256V41H255ZM70 40H72V41H70ZM100 40V41H99ZM106 40V41H105ZM128 40V41H127ZM184 40V41H183ZM186 40V41H185ZM209 40H210V42L212 43H210L209 42ZM220 40V41H219ZM244 40V41H243ZM82 41H85V40H82ZM193 41V42H192ZM206 42V44H205V42ZM217 43H216V42ZM242 41V42H241ZM86 42H83V43H86ZM116 42V43H115ZM119 42H121V43H119ZM211 44V45H213V44H215V45H213V46H211L209 43ZM214 42V43H213ZM233 42V43H232ZM244 42V43H243ZM252 42V43H251ZM263 42H264V40H263ZM69 43H68V45H69ZM88 43V42H87ZM95 43H96V46H95ZM104 43V45L105 46H103L102 44ZM155 43V42H154ZM186 43V44H185ZM190 43H191V45H190ZM204 43V44H203ZM207 43H208V45H207ZM90 44V43H89ZM175 44V43H174ZM180 44H181V48H180V51H181V49L183 50L181 53H179L178 54V52H180L179 51V49H177V48H179V46H180ZM217 44H218V46H217ZM244 44H246V45H244ZM67 45V46H68ZM98 45V46H97ZM111 45H112V47H111ZM125 45V46H124ZM207 45V46H206ZM231 45V46H230ZM242 45V46H241ZM252 45V46H251ZM263 47H262V46ZM70 46V45H69ZM71 46H72V48H73V44H71ZM71 46H70V48H71ZM101 46H103V47H101ZM118 46V47H117ZM120 46V47H119ZM172 46V45H171ZM188 46V47H187ZM191 46V47H190ZM204 46V47H203ZM261 46V47H260ZM87 46H85V48H86ZM106 48L107 50H108V53H107V50H104L103 51V48ZM173 47V46H172ZM246 47H248V48H246ZM254 47H257L256 49L254 48ZM71 48V49H72ZM76 48V47H75ZM75 48H73L74 50H75ZM82 48H84V47H82ZM81 48V49H82ZM99 48H101L100 50H98ZM169 48H171V47H169ZM195 48V49H194ZM197 48V49H196ZM208 48V49H207ZM222 48V49H221ZM223 48H224V50H223ZM233 48H235V49H233ZM253 48L255 49V50H253ZM70 49V50H71ZM88 49H89V47H88ZM87 49V50H88ZM120 49V50H119ZM206 49V50H205ZM240 51H239V50ZM249 49H251V51L252 52H250L251 54H252V56H251V54L249 53ZM73 50V51H74ZM77 50V49H76ZM79 50V49H78ZM77 50V51H78ZM97 50H98V52H97ZM115 52H114V51ZM126 50V51H125ZM169 50V49H168ZM171 50V49H170ZM194 50H195V53H194ZM197 50H198V52H197ZM209 50V51H208ZM238 50V51H237ZM249 50V51H248ZM259 50V51H258ZM72 51V50H71ZM71 51H70V53H71ZM82 51H84V53H86L85 51H86V49L85 50H82ZM81 50H80V52H82ZM124 51V52H123ZM152 52H151V57H154L155 59L156 58H158L157 57V52L155 51V50H151ZM204 51V52H203ZM222 51V52H221ZM225 51V52H224ZM229 51V53H227V55H226V52H228ZM235 51V52H234ZM74 52H76V51H74ZM79 52V53H80ZM90 52H92L91 50H90ZM110 52V53H109ZM188 52H190V53H188ZM73 53V52H72ZM89 52H87L86 53V55L85 54H83L86 58H90V57H88V54ZM112 53V54H111ZM123 53H125V55L127 56V57H129L130 59L129 60H127V58H125L126 56L123 54ZM192 53V54H191ZM198 53V54H197ZM221 53V54H220ZM222 53H224L226 56H224V54H222ZM244 54V55H241V54ZM254 53V54H253ZM107 54V55H106ZM122 54V55H121ZM169 54V53H168ZM186 54H189V55H186ZM230 54V55H229ZM234 54L236 55L235 57H234ZM62 55V54H61ZM73 55H76L75 53L73 54ZM78 55V54H77ZM77 55H76V57H77ZM82 55V56H83ZM90 55V54H89ZM102 55V54H101ZM115 55V56H114ZM154 55H156V56H154ZM174 55V56H175ZM195 55H197V56H195ZM203 55V56H202ZM255 55V56H254ZM262 55V57H260ZM81 56V55H80ZM82 56L80 57V60L79 61H81L82 59V61H84L85 60V57L84 58H82ZM91 56V55H90ZM106 56L108 57V59L106 58ZM122 56H124V57H122ZM172 56V55H171ZM173 56V57H174ZM186 57V58H183V57ZM209 56V57H208ZM228 56L230 57V58H228ZM232 56H233V58H232ZM249 57V60H251L250 62H249V60H248V57ZM79 57V56H78ZM77 57V59H79ZM96 57H92L91 58V62H92V64H94V62H95V60H97V58ZM110 57V58H109ZM119 57V58H118ZM196 57V58H195ZM198 57V58H197ZM223 57V58H222ZM245 57H246V59H245ZM66 58V57H65ZM75 58V57H74ZM74 58H73V60H74ZM93 58L95 59V60H93ZM113 58V59H112ZM124 58V59H123ZM191 58V59H190ZM193 58V59H192ZM206 58V59H205ZM216 58V59H215ZM222 58V59H221ZM232 58V59H231ZM235 58V59H234ZM253 58V59H252ZM68 59H70V58H68ZM76 59V58H75ZM72 60V58H71V60H69V61H72V62H78V60ZM107 59V60H106ZM121 59V60H120ZM169 59V58H168ZM183 59H184V61H183ZM190 59V60H189ZM196 59V60H195ZM208 59V60H207ZM229 59V60H228ZM90 60V59H89ZM124 60H126V61H124ZM192 60V61H191ZM211 60V62H209ZM243 60H245L244 62H243ZM260 60V61H259ZM85 61H88L87 59L85 60ZM111 61V62H110ZM114 61V62H113ZM117 61H119V62H117ZM128 61V62H127ZM168 61V60H167ZM170 61V60H169ZM188 61V62H187ZM206 61V62H205ZM234 61V62H233ZM248 61V62H247ZM171 62V61H170ZM219 62V63H218ZM223 62H224V64H223ZM238 62V63H237ZM85 63H87L88 64V62H85ZM98 63H96V64H94V66L95 65H97ZM102 63H104V61L102 62ZM121 63V62H120ZM139 63V66H140V64L142 65V63H140V62H138ZM169 63V62H168ZM211 63V64H210ZM212 63H216V64H212ZM248 63H249V65H248ZM256 63V64H255ZM258 63H259V65H258ZM86 64V65H87ZM106 64V63H105ZM166 64V63H165ZM180 64H182V65H180ZM204 64V65H203ZM207 64V65H206ZM208 64H210V65H208ZM221 64H222V66H221ZM245 64H247V65H245ZM120 66H121V64H119ZM173 65H170V66H173ZM216 65V66H215ZM257 65V66H256ZM83 66V65H82ZM117 66L115 67V68H117ZM120 66H118V68L120 67ZM169 66V67H170ZM243 66V67H242ZM253 66V67H252ZM113 67L111 68V69H113ZM160 67V68H159ZM166 67H168V65H165V68ZM189 67V68H188ZM206 69H205V68ZM231 67V68H230ZM262 67V68H261ZM83 68V67H82ZM162 68H164V67H162ZM164 68V69H165ZM175 68V67H174ZM175 68V69H176ZM230 70H229V69ZM235 68V69H234ZM242 68V69H241ZM249 68H250V70H249ZM260 68V69H259ZM80 69V68H79ZM164 69H162V70H164ZM172 69V68H171ZM174 69V70H175ZM176 69V70H177ZM181 69H182V71H181ZM197 69L198 70H200V71H197ZM208 69H209V71H208ZM225 70V72H223L224 70ZM227 69V70H226ZM231 69H234L233 71H234V73H233V71L231 70ZM239 69V71H237ZM248 71H247V70ZM253 69H254V74H252V71H253ZM83 70V69H82ZM115 70V69H114ZM117 70V69H116ZM173 70V69H172ZM173 70V71H174ZM175 70V71H176ZM206 70V71H205ZM223 70V71H222ZM241 70V71H240ZM260 72H259V71ZM140 71V70H139ZM204 71L205 72H207V74H205L204 73ZM227 71L229 72L230 71V73H227ZM235 71H237V73L235 72ZM256 71V72H255ZM264 71V70H263ZM166 71H162V74L163 73H165ZM171 72V71H170ZM170 72H168V73H170ZM192 72H195V73H192ZM239 72V73H238ZM136 73H138V70H137V72ZM157 73V74H156ZM173 73V72H172ZM175 73V72H174ZM173 73V74H174ZM184 75H183V74ZM222 73V74H221ZM242 73V74H241ZM246 73V74H245ZM255 73H257V75L255 74ZM260 73V74H259ZM140 74V73H139ZM139 74H137V79H136V81L134 82V88L135 89H137L138 87L137 86H139L140 87V85H141V83H143V82H141V81H139L138 79H139ZM153 74H155L156 75V77H155V75H153ZM166 74V73H165ZM176 74V73H175ZM194 76L195 74V76L194 77H192V75ZM211 74V75H210ZM220 74V75H219ZM231 74V76H229ZM250 74V75H249ZM199 75V76H198ZM236 75H237V78H236ZM255 75V76H254ZM165 76V75H164ZM168 76V74H166V77ZM174 76V75H173ZM201 76V77H200ZM226 76V77H225ZM233 76V77H232ZM247 76H249V78L246 77ZM197 77H199L200 79L198 80V78ZM227 77H229V78H227ZM136 78V77H135ZM167 78H169V76L167 77ZM190 78H191V81H190ZM194 78V79H193ZM196 78V79H195ZM239 78V79H238ZM251 78V79H250ZM257 78V79H256ZM260 78V77H259ZM68 79H71V77H68ZM142 80H143V78H141ZM140 79V80H141ZM152 79V80H153ZM188 79H189V81H188ZM203 79V80H202ZM213 79V80H212ZM243 79H244V81H243ZM164 80H166V82L164 81ZM172 80V79H171ZM193 80L195 81V80H197V81H195V84H196V86L195 87H193L192 88V86L194 85L193 84ZM206 80H207V83H204V81L206 82ZM240 80H242V83L240 82ZM251 80V81H250ZM69 80H67V84H69V82H68ZM71 81H72V79H71ZM148 81V83H149V79H147L146 80V82ZM174 81V80H173ZM187 81V82H186ZM246 81H247V83H246ZM151 82V81H150ZM168 82V83H167ZM192 82V83H191ZM198 82V83H197ZM209 82H210V84H209ZM213 82V83H212ZM72 83V82H71ZM70 83V84H71ZM140 85H139V84ZM181 83V85H179ZM188 83V84H187ZM201 83H204V84H201ZM138 84V85H137ZM168 84V85H167ZM193 84V85H192ZM206 84H207V86H206ZM239 84H241V85H239ZM261 84V83H260ZM259 84V85H260ZM137 85V86H136ZM167 85V86H166ZM220 85V86H219ZM257 86V87H255V86ZM160 86V85H159ZM181 86V87H180ZM189 86V87H188ZM191 86V87H190ZM204 86H206V88L204 87ZM231 86V87H230ZM234 86V87H233ZM137 87V88H136ZM162 87V86H161ZM165 87H166V89H165ZM179 87V88H178ZM206 89H204V88ZM252 87V88H251ZM160 87H158V89H159ZM177 88V89H176ZM182 88V89H181ZM191 88V89H190ZM209 88V89H208ZM233 88V89H232ZM253 88H254V90H253ZM174 89V90H173ZM211 89V90H210ZM188 90H189V93H188ZM238 90V91H237ZM166 91V92H165ZM215 93H213V92ZM234 91V92H233ZM245 91V92H244ZM248 91H250V92H248ZM136 92V94H138L139 93V95L137 96V97H139L140 96V94L143 96V93H140V91H135ZM165 92V93H164ZM171 92V93H170ZM212 92V93H211ZM226 92V93H225ZM244 92V93H243ZM196 93V94H195ZM197 93H198V95H197ZM203 94V96H202V99L201 100H203V102H201L200 100H199V97H201V95ZM210 93V94H209ZM222 93V94H221ZM234 93V94H233ZM169 94H171L170 96H169ZM179 94V95H178ZM201 94V95H200ZM225 94V95H224ZM256 94V95H255ZM224 96V97H222V96ZM243 95V96H242ZM149 96V95H148ZM148 96H145V97H143V100H144V103L146 104V106L147 107H149V108H151V106H153L152 104L154 103V99H156V98H152V97H154L153 95H150L149 96V98H148ZM169 96V97H168ZM239 96H241V97H239ZM141 97V96H140ZM174 97V96H173ZM191 97V98H190ZM197 97V98H196ZM207 97V98H206ZM215 97V98H214ZM234 97V98H233ZM254 97V98H253ZM142 98V97H141ZM141 98H137V99H141ZM148 98V99H147ZM177 98V99H176ZM218 98V99H217ZM223 98V99H222ZM226 98V99H225ZM237 98H238V100H237ZM245 98V99H244ZM248 98V99H247ZM152 99V100H151ZM181 99V100H180ZM225 99V100H224ZM241 99V100H240ZM135 100V99H134ZM150 100V101H149ZM157 100V99H156ZM186 100H187V102H186ZM199 100V101H198ZM212 100V101H211ZM224 100V101H223ZM260 100V101H259ZM149 101V102H148ZM153 101V102H152ZM191 101V102H190ZM196 101H197V103H196ZM206 101V102H205ZM208 101V102H207ZM221 101V102H220ZM135 102H138V100H135ZM157 102V101H156ZM155 102V103H156ZM160 102V101H159ZM162 102V101H161ZM173 102V103H172ZM177 102V103H176ZM198 102H200V103H198ZM228 102V103H227ZM232 102H234V103H232ZM247 102V103H246ZM171 103L174 105V103H176L174 106H171ZM203 103H204V105H203ZM229 103H230V105H229ZM232 103V104H231ZM185 104V105H184ZM249 104V105H248ZM192 105H193V108H192ZM195 105H198V108H197V110H193L194 109V106ZM234 105V106H233ZM208 106V105H207ZM230 106V107H229ZM242 106V107H241ZM114 107V106H113ZM209 107V106H208ZM245 107H246V109H245ZM136 108V109H135ZM138 107H137V105H136V107L134 106V111H135V113L134 114H136V111H138V109H137ZM176 108V109H177ZM226 108V109H225ZM245 109V111H244V109ZM112 110H110V111H112L109 115H111L110 117H114L115 118V120H114V118H113V122L114 123H112L111 122V124H112V126H113V124L115 125V123L117 124V121H119L118 120V117H119V119H120V122H118V128H115L116 130H115V132H117L118 133V135L116 136L115 135V137L114 136H112L111 135V133H108L109 134V136L111 137H109L107 134L105 135V133L103 132L102 133V135H100V133H98L99 134V136H96L95 137V135H97V134H95L94 135V137H93V134H92V136H91V138H89L90 136H88V143L90 144L91 143V141L92 142H94L95 141V143H92V144H90V145H92L91 147L93 148V145H96V148H93V149H95V151H98V152H95L96 153V156H98L99 158L100 157H104V159H101V160H99L100 162L101 161H103V162H107V161H105V156H104V154L105 155H107V160L108 159H110L111 160V162H113L112 161V159H116V158H120L121 159V161L123 160V162H124V160H125V162H127L128 161V165H129V162L130 163H132V165L130 166L129 165V167H131V168H127V171H126V175H128L129 173L128 172H130L131 170V172H130V174H132V173H134V175H136L135 174V172L137 173V174H139V175H141L140 174V172L142 171V172H145L148 168L146 167V166H149V169H151V170H147L146 172H145V175L146 176H148L149 178L148 179H150L151 177H152V172L153 173H157V170L156 171H154L155 169H157L158 167H160V169L158 168V172L159 173H157L156 175L157 176H155V175H153V177H152V179H154L155 181H158V180H160L159 181V184L160 185H162L164 182H165V179H166V181H168V179L169 178H171V177H174V175L171 173V175H169L170 174V172H175L176 174L178 173L179 175L181 174V172L182 173H185V174H183V175H187V173H186V171L188 170V169H186V168H188L187 166L188 165H186V163H183V165H181V162H176V163H180V167H179V165H178V167H177V165H176V163L173 161L172 163H171V167H170V165H168V163L167 162H169V159H168V156H169V154L171 153V155H172V153L174 152V150L176 151V152H174V154H175V156H177L176 155V153H177V151H178V155L181 153V151H182V153L181 154H183L184 152H183V149L184 148H182V146H186V145H188L187 147H189L188 149V155L189 156H193V155H195L196 153H200V150L198 151L197 150V148H195V144L197 143L198 145L197 146H199V148H200V145H201V147H202V149H201V151H202V153L205 155V157H208V152H209V154H210V151H214V149L216 150V145H217V148L219 147V140H218V138H215V139H212L211 140V138L212 137H210L211 136V134H210V136H208L210 139H206V143H204L201 139L203 138H200V136L203 134V133H207L206 132V130L208 131V129L210 128L211 129V127H213L212 126V123L209 125V126H207V128H206V130L204 131L203 130V133L202 132H199L198 134H197V136H195V134H194V136L195 137H193L192 136V133H190V135L189 136H186L187 138H188V140L187 139H185L183 136H182V138H184V140L183 141H181L182 140V138L181 139H179L180 138V135L183 133V132H181V134L179 135V137H178V139L181 141H179L178 142V140H177V142L179 143L177 146L179 147V148H181V150H176V148H174V147H172V148H174V149H172L170 146H171V141L169 140V137H167V135H166V138L165 137H162L161 135V137H159L158 136V138H157V136H156V134H155V132H157V131H155L154 130V132L152 133V135L154 136V137H152V138H150L148 141L150 142L149 144H148V146H146L147 145V141L145 142V140L147 139V137L149 136H147V134H144L143 135V133H145V131H147L148 129H150V128H152L150 125H147L148 123L147 122H149V120L148 119H146L145 117L147 116L146 115V113L145 114H142L141 113V115L139 114L138 115V117H136V115H135V117H136V119H135V117H133V119H134V121H133V119L131 118L130 119V116L133 114H131L130 115V113L128 112V114L127 115H129V116H127L126 115V113H127V110L125 111L124 109V111L125 112H123V114H125V115H123V114H121L120 115V113L123 111L122 109V111L120 110V112H116L115 110H114V108H111ZM115 109H117V108H115ZM175 109V110H176ZM190 109V110H189ZM230 109V110H229ZM235 109V110H234ZM241 109V110H240ZM119 110V109H118ZM145 110V109H144ZM178 110H176V111H178ZM201 110H199V112H202V115H201V113H198V115H197V112H195V114H193L192 112L190 113L191 115H192V117L194 118V119H196L195 121H194V119L192 120V121H194V123L197 121L198 122V116L200 115V116H202V118L201 119H207V118H209V116L211 115V113H210V115H209V112L208 113H206V111H205V109L203 110V111H201ZM225 110V111H224ZM116 112V113H114L113 114V112ZM129 111V110H128ZM146 111V110H145ZM170 111V110H169ZM168 111V112H169ZM205 111V112H204ZM228 111V112H227ZM230 111H232V112H230ZM247 111V112H246ZM138 112H140V111H138ZM242 112V113H241ZM87 113V112H86ZM117 113H118V115H117ZM186 113V112H185ZM222 114V115H220L219 116V114ZM227 113H228V115H227ZM238 113V114H237ZM245 113V114H244ZM134 114L132 115V116H134ZM154 114V113H153ZM152 114V115H153ZM190 114H188V115H190ZM113 115H115V116H113ZM125 117V119H124V117ZM143 115H144V117H143ZM152 115L150 116V117H152ZM155 115V114H154ZM187 115V116H188ZM194 115H197V117L196 116H194ZM206 116V117H204V116ZM209 115V116H208ZM227 115V116H226ZM231 115H232V117H231ZM235 115V116H234ZM86 116H87V119H86ZM85 116V114H84V116L82 115V117H81V119L83 120V117H84V119L85 120H87V122L85 121V122H83L82 120H80V122L78 121V123H79V125H78V123H77V125L76 124H74V125H70L71 126V130L73 131H71L70 130V128H68L69 126V123H67L66 125H67V128H68V130H70V131H67L66 130V127H64V126H62L63 124H61V125H59L58 126V128L60 127V126H62V127H64L65 128V130H63L62 129V127H61V131H58V133H61V134H58L57 132H56V136H55V138L54 139H51L50 137V139H51V141L53 142H57V143H52L50 140L48 141L49 143L51 142L52 144H55V146L54 145H51L50 147H49V145H47L46 143H48V142H46V143H44L43 141V143L47 146V150H45V148H43L42 149V153L43 152H45V151H48V156L47 155H44V157L46 156V158L47 159H49V160H47L46 158H45V160L47 161V163H46V161H42L43 160V158H42V156H41V159L42 160H40L41 162H40V165H41V163L42 162H45V163H42V167L40 168V167H38L39 166V163L36 161V157L35 158H33L34 157V151L36 152V150L34 149V146L32 147V150L34 149V151H32L31 150V152H33L34 154H32L30 151H28L27 150V152H26V156L23 154V158H24V162H23V159L21 160L20 159V161H19V163H18V165H17V162L15 163V162H13V166L15 165H17L16 167L14 166V171H11V169H13V168H10V170H9V167L7 168V169H5V170H7L6 172H8V170H9V174L11 173L12 174V172H13V174L11 175L12 176V178L11 179H13L14 181V183L13 182H11L13 185H12V187L10 186V187H8V185H11V183L9 184L8 183V185L6 186L5 185V187L7 188H9L10 190L9 191H11L10 193H11V195L12 196H14V197H16L15 198V203H16V208H19L18 209V211H17V215H22L23 214V212L25 211V210H27L28 208L26 207V206H29V205H31V204H36V201H34V199L36 198V200H37V197H38V195H36V196H34L33 194L34 193H40V191H38L37 192V188H38V186L37 185H35V186H32V188H31V190L33 191V189L35 190V191H31L33 194V196L35 197H33V199L31 198V197H26L27 199L28 198H30V199H28V203H27V201L25 202V201H22L23 199H25V198H21V196L20 195H22V197L24 196V193L23 194H21L20 193V191H21V189L23 188V189H26V187L28 186V185H26V183L28 184V182L30 183V181L28 180V182H25V185H26V187L24 188V180H25V175L23 174V173H25L24 172V169L26 170L27 168H26V166L28 165V163L31 161V163H32V165H34V162L36 161L37 162V166H35L34 168H36V167H38V169L40 168V170L38 171L37 169H36V171H34L33 170V172L35 173V174H37L36 176L35 175H33L32 173V171H31V169L29 170V171H31L32 173V175H30V174H28L29 173V171H28V173H26V174H28V175H26V177H32V176H35V177H32L34 180H35V178H36V180H38L40 177L41 178H45L44 177V175H46V173H47V171H48V173H47V175L49 174V175H52V170L50 169V171H51V174H50V171H49V168L48 169H45L46 167H48L49 165H48V161L50 162V168H51V166L52 165H55V163L53 162V160L55 159L56 160V163H57V159H59L58 161H62V157L65 155V153H66V155H67V151H71L72 150V148L71 149H67V148H70V146H71V144H72V142L74 143L75 142V140L74 139H76L77 137L76 136H78L79 138L80 137H82L83 136V133H82V128H83V130H85V131H87L88 129H89V131H90V129H92V128H88V127H91V125L94 123L95 124V119H92L93 121H90V119L91 118H94V117H92V116H90V117H88L89 116V114L87 113V115ZM118 116V117H117ZM131 116V117H132ZM144 118V120L142 119V117ZM156 116V115H155ZM154 116V117H155ZM158 117L160 116V115H157ZM156 116V117H157ZM161 116H162V114H161ZM160 116V117H161ZM212 116V115H211ZM214 116V115H213ZM218 116H219V118L221 119V120H219V118H218ZM224 116V117H223ZM117 117V118H116ZM157 117V118H158ZM159 117V118H160ZM189 117V116H188ZM187 117V118H188ZM196 117V118H195ZM147 118H149L148 116H147ZM191 118V117H190ZM211 118V117H210ZM111 119V118H110ZM150 119V118H149ZM76 120V119H75ZM78 120V119H77ZM90 122H89V121ZM123 120V121H122ZM129 120H131V122L129 121ZM146 120H148L147 122H146ZM151 120H152V118H151ZM151 120H150V122H151ZM190 120V119H189ZM210 120V119H209ZM240 120V121H239ZM244 120V121H243ZM254 120V121H253ZM263 120V121H262ZM81 121L83 122V124L81 123ZM146 123H145V122ZM153 121L154 120H152V123H151V125L153 124ZM212 121H214V120H212ZM216 121H218V123L216 122ZM241 121H242V123H241ZM248 121V122H247ZM12 122V121H11ZM72 122H74V120H72ZM71 122V123H72ZM77 122V121H76ZM75 122V123H76ZM93 122V123H92ZM149 122V123H150ZM197 122L195 123V125L197 124ZM250 122V123H249ZM10 123V122H9ZM13 123H16V122H13ZM13 123H11L10 125H14ZM89 124L90 123V126L88 125V127L86 128V126H87V124ZM110 123V122H109ZM120 123H121V125H120ZM133 123H134V125H136V130H138V128H139V126H140V128H139V131H137L136 133L138 134V136L136 135V136H134V138L132 139V141L131 142H128L129 143V146H128V144H127V139H128V136H127V133H129L130 131H134L135 130V128H134V126H133ZM136 123V124H135ZM138 123V124H137ZM155 124H153V128L152 129H155L154 127L157 125V121H156V118H155V122H154ZM209 123V122H208ZM240 123V124H239ZM65 124V123H64ZM94 124L92 125V126H94ZM99 124V123H98ZM111 124H110V126H111ZM123 124V125H122ZM204 124V123H203ZM220 124V123H219ZM245 124H247V125H245ZM253 124V125H252ZM18 125V124H17ZM83 125V126H82ZM145 125V126H144ZM155 125V126H154ZM237 125V126H236ZM242 125H244V126H242ZM73 126H74V128H73ZM98 126V125H97ZM109 126V127H110ZM116 126V125H115ZM116 126V127H117ZM147 126H149L148 127V129H147ZM79 127L80 129H77V128ZM125 127V128H124ZM204 127V126H203ZM206 127V126H205ZM232 127H234V129L232 128ZM58 128H57V130H58ZM87 130H86V129ZM133 128V129H132ZM157 129H158V126L156 127ZM193 128V126H191V129ZM199 128V127H198ZM230 128H228V129H230ZM235 128H237V129H235ZM242 128V129H241ZM43 128H41V130H42ZM77 129V130H76ZM105 130H107L106 129V127L104 128ZM103 129V130H104ZM109 129V128H108ZM118 129V130H117ZM127 129H129V130H127ZM213 129H215V128H213ZM239 129H240V131H239ZM245 129V130H244ZM47 130V129H46ZM45 130V131H46ZM75 130V131H74ZM79 130H80V132H81V134H78L77 135V133H79ZM217 130V129H216ZM234 130V131H233ZM244 130V131H243ZM43 131V130H42ZM62 131H65V133H66V135H65V133H63L64 135V137L62 136ZM128 131V132H127ZM149 131V130H148ZM214 131V130H213ZM243 131V132H242ZM37 132V131H36ZM76 132V133H75ZM91 132V131H90ZM93 132V131H92ZM101 132V131H100ZM107 132V131H106ZM109 132V131H108ZM139 132V133H138ZM160 132V131H159ZM158 132V133H159ZM217 132V133H218ZM225 132V133H224ZM38 133H42V132H37V134ZM46 133L48 134L49 132H47L46 131ZM67 133H68V135H67ZM70 133V134H69ZM96 133V132H95ZM116 133V134H117ZM121 133V134H120ZM163 133V132H162ZM161 132H160V134H162ZM197 133V132H196ZM201 133V134H200ZM216 133V132H215ZM214 133V134H215ZM36 134V135H37ZM140 134V135H139ZM164 134V133H163ZM208 134V133H207ZM222 134V135H221ZM225 134V135H224ZM228 134V135H227ZM39 135V134H38ZM37 135V137L35 138V141L36 142H34V143H36L37 144V142L39 141V138L38 137H40L41 135H39L38 136ZM59 135H61V139L63 138V139H65V140H61L59 137ZM72 135V136H71ZM158 135V134H157ZM183 135H184V133H183ZM205 134H203V136H204ZM221 135V136H220ZM224 135V136H223ZM66 136V137H65ZM73 136H75V137H73ZM102 136V137H101ZM106 136H108L107 138H106ZM140 136V137H139ZM164 136V135H163ZM205 136H207V135H205ZM215 135L213 136V138L214 137H216ZM229 136V137H228ZM58 137V138H57ZM113 137V138H112ZM127 137V138H126ZM145 137V138H144ZM194 138V141L192 140L193 138ZM198 137V138H197ZM228 137V138H227ZM231 137H234L233 135L231 136ZM38 138V139H37ZM41 138V137H40ZM161 138V139H160ZM205 138L206 137H204L203 138V140H205ZM68 139V140H67ZM73 139V140H72ZM78 139V138H77ZM76 139V140H77ZM109 139H111L110 141H109ZM123 139V140H122ZM145 139V140H144ZM156 139V140H155ZM163 139V141H161ZM165 139V140H164ZM228 139H230V140H228ZM61 140V141H60ZM101 140V141H100ZM115 140H117L116 142H115ZM123 141V143H126V144H121L120 142H122ZM166 140H167V144H166ZM209 140H211L212 142L211 143H213V142H215V141H217V142H215L213 145L211 144V146H210V142H209ZM233 140V139H232ZM59 141V142H58ZM67 141H72V142H69V143H67ZM160 141V142H159ZM165 141V142H164ZM168 141H170L169 143H168ZM185 141H188V144H187V142H186V144L184 143ZM190 141V142H189ZM196 141V142H195ZM61 142V143H60ZM113 142H115V143H113ZM136 142V143H135ZM141 142V143H140ZM145 142V143H144ZM158 142L160 143V144H162L163 145V148H160V147H162L161 145H159L158 144ZM220 142H222V141H220ZM38 143H40V142H38ZM48 143V144H49ZM59 143V144H58ZM104 143H105V145H104ZM116 143H118V144H120V148L118 147V146H116L117 144ZM182 143H183V145H182ZM192 143V144H191ZM58 144V145H57ZM68 145L69 144V146H64L63 147V145ZM114 144H116V145H114ZM169 144V145H168ZM175 144H177L176 142H175ZM174 144V145H175ZM185 144V145H184ZM216 144V145H215ZM60 145H62V147L60 146ZM73 145V144H72ZM101 145V146H100ZM128 146V149H127V146ZM144 145V146H143ZM150 145V146H149ZM164 145H167V146H165L164 147ZM173 145V144H172ZM173 145V146H174ZM181 145V146H180ZM31 146H32V144H31ZM30 146V147H31ZM62 148V150H61V148ZM76 146V145H75ZM99 146H100V148H102V149H100L99 148ZM121 146H122V148L123 149H121ZM146 146V147H145ZM176 146V147H177ZM193 146H194V148H193ZM38 147H40L39 145H38ZM48 147L50 148V149H48ZM52 147V148H51ZM56 147L59 149H56ZM65 147H67L66 148V150H65ZM118 147V148H117ZM143 147H145V149H143ZM149 147V148H148ZM152 147V148H151ZM177 147V149H179ZM191 147V148H190ZM127 149L128 150V152H127V150H125V149ZM148 148V149H147ZM164 148L165 149H167L168 148V150H165V152H163L164 151ZM186 148V147H185ZM65 150V152H64V150ZM147 149V150H146ZM149 149H151V150H149ZM170 149H172V151L173 152H171L170 151ZM192 151H191V150ZM39 150H41V148L39 149ZM44 150V151H43ZM55 150V151H54ZM102 150H104L103 151V154H100V153H102L101 151ZM109 150V151H108ZM122 150V151H121ZM184 150H186V149H184ZM208 151V152H206V151ZM115 151V152H114ZM180 151V152H179ZM54 152V153H53ZM60 152H64V153H60ZM111 152V153H110ZM206 152V153H205ZM28 153H30L31 155H29ZM70 153V152H69ZM73 153V152H72ZM71 153V154H72ZM147 153V154H146ZM169 153V154H168ZM192 153H193V155H192ZM44 154V153H43ZM58 154V155H57ZM61 154V155H60ZM63 154V155H62ZM70 154V155H71ZM100 154V155H99ZM167 155V158H166V155ZM29 155V156H28ZM50 155H52V157L50 156ZM69 155V154H68ZM110 157H109V156ZM124 155L126 158H122V156ZM147 155H150V156H147ZM25 156V157H24ZM30 156H31V158H30ZM35 156H37V155H35ZM54 156V157H53ZM56 156V157H55ZM59 156V157H58ZM62 156V157H61ZM72 156V155H71ZM73 156H75L74 154H73ZM113 156V157H112ZM165 156V157H164ZM174 156V155H173ZM28 157V158H27ZM61 157V158H60ZM78 157V156H77ZM132 157V158H131ZM147 157V159L149 160V162H148V160H146L145 158ZM169 157H171V156H169ZM205 157L203 158L204 159V161H207V160H205ZM16 158H18L16 155H15V158H12V160L13 159H16ZM27 158V159H26ZM35 159L34 160V162H32L33 161V159ZM51 158V159H50ZM54 158V159H53ZM64 158V157H63ZM79 158V157H78ZM112 158V159H111ZM130 158V159H129ZM151 158H153V159H151ZM166 158V159H165ZM172 158V157H171ZM170 158V159H171ZM174 158V157H173ZM173 158L171 159V161L173 160ZM176 158V157H175ZM186 158V161L188 160L189 161V157L188 156H186L185 157ZM29 159H32V160H30L29 161ZM38 159H40V158H38ZM53 159V160H52ZM65 159V158H64ZM76 159L77 158H74L73 160H75V162H76ZM168 159V160H167ZM177 159V158H176ZM181 159V158H180ZM180 159L178 160V161H180ZM203 159H201V160H203ZM207 159V158H206ZM26 160V161H25ZM54 160V161H55ZM79 160V159H78ZM118 160V159H117ZM154 160V161H153ZM185 160V159H184ZM29 161V162H28ZM39 161V160H38ZM203 161V162H204ZM23 162V163H22ZM27 162V163H26ZM35 162V163H36ZM52 162V163H51ZM63 162V161H62ZM74 162V163H75ZM147 162V163H146ZM161 162V163H160ZM201 163V166H203V168L205 167V165H204V163H206V162H204V163ZM15 163V164H14ZM31 163H29V165H31ZM146 164V165H144V167L146 168V170L145 171H143V170H139V172H138V169L140 168V165L141 164ZM115 164V163H114ZM113 164V165H114ZM43 165H46V166H43ZM112 165V166H113ZM158 165V166H157ZM200 165V164H199ZM206 165H208V164H206ZM133 166V167H132ZM23 167H25V168H23ZM54 167V166H53ZM143 167V168H144ZM161 167H162V169H161ZM208 167V166H207ZM207 167H205L204 169H207ZM109 168H111V170H108V172H112V173H114V174H112L111 173V175L112 176H114V175H118V173L120 172V168L118 167V163H117V167L116 168H113V167H109ZM118 168V169H117ZM138 168V169H137ZM33 169V168H32ZM41 169H43V170H41ZM46 171H45V170ZM53 169V168H52ZM180 169V170H179ZM181 169H182V171H181ZM54 170V169H53ZM129 170V171H128ZM153 170V171H152ZM159 170H161V171H159ZM41 171H43V173L41 172ZM44 171L46 172L45 174H44ZM119 171V172H118ZM5 172V171H4ZM4 172H0L1 173V175L0 176H2V177H0V179L2 180V178H3V182H8L7 180H6V177L9 175V174H7L6 172L4 173ZM27 172V171H26ZM3 173H4V175H3ZM147 173V174H146ZM6 174V175H5ZM42 174H44L43 175V177L41 176ZM129 174V175H130ZM148 174H150V175H148ZM16 175V176H15ZM24 175V176H23ZM144 175V174H143ZM173 175V176H172ZM11 176H9V177H11ZM40 176V177H39ZM112 176L110 177L111 179H112ZM176 176V175H175ZM181 176H182V174H181ZM14 177V178H13ZM49 177V176H48ZM51 177V176H50ZM49 177V178H50ZM117 177V176H116ZM48 178V179H49ZM52 178V177H51ZM177 178H181L180 176L178 177L177 176ZM183 178V177H182ZM24 179V180H23ZM28 179V178H27ZM157 179V180H156ZM164 179V180H163ZM32 180V179H31ZM41 181H42V179H40ZM33 181V180H32ZM31 181V182H32ZM49 181V180H48ZM152 181V180H151ZM164 181V182H163ZM34 182V181H33ZM32 182V183H33ZM43 182H44V180H43ZM46 182V181H45ZM161 182V183H160ZM32 183H30V185L32 184ZM34 183H37V181L36 182H34ZM168 183H170L169 181H168ZM167 183V184H168ZM37 184H39V183H37ZM49 184H50V182H49ZM52 184V183H51ZM1 185H3V183L1 184ZM22 185H24V186H21ZM40 185V184H39ZM48 185V184H47ZM155 185H157V184H155ZM159 185V186H160ZM164 185H165V183H164ZM163 185V186H164ZM4 186V185H3ZM2 186V187H3ZM53 187H55V189H56V186H54V185H52ZM14 187H15V189H14ZM30 187V186H29ZM157 187V186H156ZM7 188V189H8ZM36 188V189H35ZM40 188V187H39ZM38 188V189H39ZM58 188V187H57ZM159 188H162V186H160ZM20 189V190H19ZM3 190H4V188H3ZM6 190V189H5ZM40 190V189H39ZM146 190H150V188H149V186L146 188ZM22 191H26V190H22ZM47 191V190H46ZM50 191V190H49ZM54 191V190H53ZM8 191H6V193H7ZM27 192L29 193L30 192V188H29V191L27 190ZM27 192L25 193V194H27ZM50 192H52V191H50ZM56 192V191H55ZM138 192V191H137ZM49 193V192H48ZM47 193V194H48ZM8 194H9V192H8ZM31 194V193H30ZM29 194V195H30ZM53 194V193H52ZM7 194H5L4 195V197L6 196ZM136 195V194H135ZM7 196H9V195H7ZM6 196V197H7ZM12 196H9V198H11ZM40 196V195H39ZM50 196H51V194H50ZM5 197V198H6ZM8 198V197H7ZM38 199H39V197H38ZM30 200V201H29ZM32 201H33V203H32ZM28 204V205H27ZM33 205H31V207L33 206ZM38 205V204H37ZM36 205V206H37ZM34 207V206H33ZM32 207V208H33ZM22 208H24V209H22ZM27 208V209H26ZM35 209V208H34ZM24 210V211H23ZM20 212H21V214H20ZM9 228L6 230V232L5 233H8L9 231V233H8V235L9 236H13V240H15L17 237H15V236H19V231H17L18 232V234H16L17 232L16 231H13L14 233H12V230L10 229L9 231ZM4 233V234H5ZM2 235V237L1 238H3V233H1ZM11 234H13V235H11ZM15 234V235H14ZM5 237H6V235H5ZM0 238V239H1ZM19 238V237H18ZM17 238V239H18ZM4 239V238H3ZM3 239H1L0 241H1V243H0V250H1V253L3 252V253H5L6 252V250L8 249V242L6 243V242H4V240ZM3 240V241H2ZM3 242L6 244H3Z\"/></svg>", "mask_w": 264, "mask_h": 264}]
</instances>
